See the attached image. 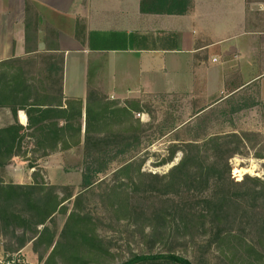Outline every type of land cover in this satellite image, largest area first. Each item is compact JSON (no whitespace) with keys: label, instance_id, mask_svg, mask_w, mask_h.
Wrapping results in <instances>:
<instances>
[{"label":"trees","instance_id":"trees-1","mask_svg":"<svg viewBox=\"0 0 264 264\" xmlns=\"http://www.w3.org/2000/svg\"><path fill=\"white\" fill-rule=\"evenodd\" d=\"M189 7V0H141L140 3L144 14L182 15ZM37 19L36 10L26 0V53L34 55L0 62V108L10 109L13 116L24 111L28 118L26 128L17 122L0 128V170L14 157L28 161L29 168H34L50 151L82 145L83 192L74 195L65 186L39 182L36 172L30 184H8L0 179V234L15 244L9 248L10 252L17 253L32 243L39 264H88L90 260H98L103 249L95 228L97 218L92 216L87 195L99 183L96 176L104 173L101 160L106 154L116 149V154L123 155L132 148L130 159L112 173L114 179L122 182L109 186L102 196L114 215L122 220H134L142 233L149 228L154 242L165 243L177 235L192 242L208 239L221 264H264V179L245 176L242 181L234 182L230 176L229 160L246 149L251 135H215L202 143L190 140L183 142V146H171L160 166L171 163L178 152L181 157L166 174L142 172L145 159L139 154L145 124L133 115L142 111L141 102L128 100L120 105L89 89L82 138L80 101H65L63 108V55L58 53L57 43L47 42L56 38V32L46 29L45 53L29 50V43L37 38ZM58 119L65 121L59 130L57 122H50ZM27 137L34 140V148L29 152L23 148ZM255 157L263 159L264 155L259 152ZM185 193L198 194L197 209L175 205L172 210L152 214L149 208H139L137 213L131 208L130 194L143 198L177 197ZM72 198V209L68 212L63 204ZM57 213L66 216L59 233L46 225ZM156 259L131 255L121 264H155ZM165 259L189 264L173 255Z\"/></svg>","mask_w":264,"mask_h":264},{"label":"crops","instance_id":"crops-1","mask_svg":"<svg viewBox=\"0 0 264 264\" xmlns=\"http://www.w3.org/2000/svg\"><path fill=\"white\" fill-rule=\"evenodd\" d=\"M25 1L0 0V62L34 55L26 53ZM29 1L38 16L37 38L29 50L45 53L46 29L56 32L47 42L57 43L63 55V108L65 101H80L82 138L89 89L120 105L142 104L152 96L184 98L185 112L192 116L176 129L211 111L230 122L229 130L218 135L247 134L252 122L264 121V0H189L182 15L144 14L141 0ZM135 113L148 123L147 113ZM16 122L27 127L24 111L13 116L0 108V128ZM50 122H57L58 130L65 124L63 119ZM23 148L29 152L34 140L25 138ZM50 152L36 162L44 161L48 174L62 173L71 154L82 160V145ZM33 173L24 184L32 182Z\"/></svg>","mask_w":264,"mask_h":264},{"label":"rangeland","instance_id":"rangeland-1","mask_svg":"<svg viewBox=\"0 0 264 264\" xmlns=\"http://www.w3.org/2000/svg\"><path fill=\"white\" fill-rule=\"evenodd\" d=\"M184 100L186 99L179 98L178 96H152L144 98V102L141 104L142 111L149 115V121L143 127L144 131L141 135L142 144L139 155L145 159L142 172L157 175L166 174L171 167L179 162L181 157V153L178 152L171 163L160 166L161 161L168 156V148L174 145L183 146V142L190 140H196L202 143L209 137L229 130L228 125L230 122L220 120L221 115L213 111L201 115L187 125L176 129L177 125L184 122L187 117L192 116L189 112L187 113L190 116L185 112L187 105L185 106ZM133 115L135 119L142 123L141 117H138L136 113ZM248 134L251 135L249 145L246 149L240 150L241 154H237L229 160L232 180L234 170H236V173H239L240 168L247 171L245 176L260 180L264 179V177L260 178L255 176L256 174H260V171L264 172V158L259 160L255 157V154L259 152L264 155V121L252 122V131ZM115 150L106 154L101 160L105 168L104 173L96 176V181H99V183L87 195L90 210L93 213L92 216L97 218L95 228L103 249L96 258L98 260H90L88 264H121L128 261L131 255H144L158 258L155 264H182L166 261L168 259L165 258L169 255H173L178 260L189 264H221L213 247L208 245V239L192 242L177 235L165 243L154 242V239L149 235V228H146L144 233H142L140 226L135 224L134 220H122L110 211L102 196L108 190L109 186L113 184L118 185L122 182L121 179H114L112 173L133 155L132 148L128 153L123 155L116 154ZM70 159L72 160L70 164H62L63 169H65L62 170V173L58 170H52L49 174L44 169V161H40L33 168L34 172L39 174V182L41 181L47 184L63 182L66 183L63 186L67 187L68 191H72L74 195L82 193L81 172L84 171L83 158L80 163L78 161L80 160L79 156L71 154ZM237 160H242L243 163L238 166ZM20 162L21 160L15 159L7 167L1 169L0 179L8 184L14 182L27 183L29 181L27 177L32 172V168H29L28 163L20 165ZM97 167L98 165L94 168ZM239 174H244V172ZM206 194L209 193H204L202 196ZM59 195L62 196L61 193ZM197 195L196 193H185L177 197L149 195L142 198L130 194L131 208L135 213L139 212V208H149L152 214H155L158 210H172L175 205H183L185 208L197 209V202L200 198ZM72 203L73 198L63 204L68 208V212L72 209ZM65 219L66 216L57 213L52 221L46 225L51 230L59 233ZM13 246H15L14 243L9 242L8 238L0 234V249L2 250L0 260L3 263L9 262L12 264L13 262H20L39 264L37 256L33 253L32 243H28L17 253L10 252L9 248Z\"/></svg>","mask_w":264,"mask_h":264},{"label":"built area","instance_id":"built-area-1","mask_svg":"<svg viewBox=\"0 0 264 264\" xmlns=\"http://www.w3.org/2000/svg\"><path fill=\"white\" fill-rule=\"evenodd\" d=\"M138 117H140V115H137ZM234 160H236V159H234ZM238 161V166L240 165V164H242L243 163V161L242 160H237ZM240 170H242L241 168H240ZM31 171H34V169H31ZM234 173V172H233ZM246 172H244V174H233L232 175V178H233V180H235V181H241L242 179H243V177L246 175L245 174ZM256 177H264V172L263 171H260V174H256L255 175ZM1 257H2V250L0 249V259H1ZM14 263V262H13ZM12 263V264H13ZM0 264H11V263H9V262H7V263H3L1 260H0Z\"/></svg>","mask_w":264,"mask_h":264},{"label":"bare ground","instance_id":"bare-ground-1","mask_svg":"<svg viewBox=\"0 0 264 264\" xmlns=\"http://www.w3.org/2000/svg\"><path fill=\"white\" fill-rule=\"evenodd\" d=\"M253 170V169H252ZM249 171V170H248ZM239 173H243V172H247L245 169H242V170H239L238 171ZM234 174H238V173H236V170H234Z\"/></svg>","mask_w":264,"mask_h":264}]
</instances>
